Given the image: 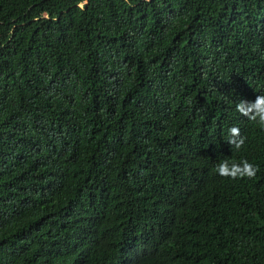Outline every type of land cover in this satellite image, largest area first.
I'll list each match as a JSON object with an SVG mask.
<instances>
[{"label":"trees","instance_id":"obj_1","mask_svg":"<svg viewBox=\"0 0 264 264\" xmlns=\"http://www.w3.org/2000/svg\"><path fill=\"white\" fill-rule=\"evenodd\" d=\"M258 94L264 0H0V264H264Z\"/></svg>","mask_w":264,"mask_h":264},{"label":"clouds","instance_id":"obj_2","mask_svg":"<svg viewBox=\"0 0 264 264\" xmlns=\"http://www.w3.org/2000/svg\"><path fill=\"white\" fill-rule=\"evenodd\" d=\"M83 7V4H80ZM237 110L248 116L250 120H257L258 123L264 125V95H256L254 100H242L236 105ZM230 132L233 137L239 134L238 127H231ZM229 143H235L236 147H239L243 143V139L240 141L230 140ZM217 171L221 175H231L233 177L237 175H248L251 176L255 173V166L250 162H244L242 167L232 165L229 167L226 163L218 165Z\"/></svg>","mask_w":264,"mask_h":264}]
</instances>
